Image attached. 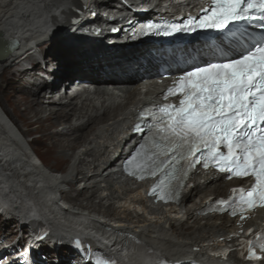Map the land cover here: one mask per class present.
Returning a JSON list of instances; mask_svg holds the SVG:
<instances>
[{
  "label": "bare ground",
  "instance_id": "bare-ground-1",
  "mask_svg": "<svg viewBox=\"0 0 264 264\" xmlns=\"http://www.w3.org/2000/svg\"><path fill=\"white\" fill-rule=\"evenodd\" d=\"M135 6L144 14L139 15ZM184 6L188 8L189 2ZM183 7L176 0H0L4 54L0 55V190L9 194L0 201L6 205L8 199L24 198L38 219L29 224L19 219L16 226L8 207L0 204L3 223L11 221L20 233L26 226L30 231L26 258L18 256L22 242L12 247L16 241L11 240L0 247V264H82L83 257L70 245L71 236L66 239L73 229L83 236L94 232L95 237L84 236L82 242L107 260L116 256L129 264H148L158 256L182 263L206 260L238 228L237 221L226 216L198 214L208 197L227 193L231 182L222 178L200 185L195 177L182 202L164 211L143 197L140 184L133 186L111 172L110 147L126 132L132 111L158 93L154 81L144 92L136 88L140 77L150 74L155 79L157 62L166 55L156 44L124 42L126 33L117 28L119 17L169 18ZM79 11L78 21L69 24ZM48 18L59 23L44 35ZM17 64L21 69L9 72ZM92 84L100 99L97 104L85 97ZM106 86L119 89L121 100ZM33 134L37 135L29 138ZM76 186L82 199L72 197L73 211L58 218L61 212L52 198ZM103 200L109 202L105 207ZM114 203L121 204L118 212ZM100 217L115 221L119 229L96 222ZM46 219L52 222L50 234L60 238L43 231L40 220ZM89 224L93 229H85ZM46 243L51 252L44 258ZM129 243L139 246L140 254L131 255Z\"/></svg>",
  "mask_w": 264,
  "mask_h": 264
},
{
  "label": "snow or ice",
  "instance_id": "snow-or-ice-1",
  "mask_svg": "<svg viewBox=\"0 0 264 264\" xmlns=\"http://www.w3.org/2000/svg\"><path fill=\"white\" fill-rule=\"evenodd\" d=\"M238 24L261 32L241 33L233 29ZM197 30H214L222 45L226 41L234 46L231 51H239L184 70L165 94L178 96V104L157 106L156 114L141 109V118L152 121L145 134V140L151 135L152 147L138 155L146 147L142 143L126 163L137 161L131 175L155 178L149 194L165 202L178 199L183 177L198 164L208 168L211 162L229 179L252 177L249 188L233 189L231 200L220 201L235 215L237 209L264 205V0H210L200 15L163 26L164 34ZM140 31L160 32L161 26L148 24ZM248 244L243 255L260 260L256 246ZM99 264L115 262L105 259Z\"/></svg>",
  "mask_w": 264,
  "mask_h": 264
},
{
  "label": "rangeland",
  "instance_id": "rangeland-1",
  "mask_svg": "<svg viewBox=\"0 0 264 264\" xmlns=\"http://www.w3.org/2000/svg\"><path fill=\"white\" fill-rule=\"evenodd\" d=\"M56 20V19H55ZM54 20V21H55ZM48 21H49V18H48ZM58 23H59V20L57 19L55 22H47L46 24H45V27L43 28V34L44 35H47L49 32H52V31H54V30H52V29H54L55 27H56V25H58ZM48 24V25H47ZM47 28V29H46ZM24 65V64H23ZM21 66H22V64H17L15 67H11V69L9 70V72H11L12 70H20L21 69ZM24 81V80H23ZM5 86H6V84H3V88H5ZM36 89V88H35ZM37 134H33V135H31L29 138H31V137H33V136H36ZM76 152V151H75ZM77 153H78V150H77ZM69 158V157H68ZM3 162H4V160H3ZM3 164V163H2ZM78 186V188L81 186L80 184L79 185H77ZM77 186L76 187H73L72 189H64V191L63 190H60L58 193H57V195H56V198H55V195H54V197L52 198L53 200L55 199V203H56V210L57 211H60L61 213H58V218H65V215L68 213V212H71V211H73V205H71V204H73V203H76V201L75 200H73L72 201V197L73 198H77V200H81L82 199V196H79L78 195V192H77ZM77 189V190H76ZM71 195V196H70ZM77 195H78V197H77ZM94 201H97V199H95ZM46 202V201H45ZM0 204L1 205H3L6 209H7V206H5L4 204H2V202L0 201ZM43 204H46V203H44L43 201H42V203H41V205L42 206H44ZM102 204L104 205V207L105 206H107L108 204H109V202L108 201H106V200H103V202H102ZM121 206V204H119L118 205V203H114V207L115 208H117L116 210H117V212L119 211V207ZM9 209V208H8ZM103 209H105V208H103V207H101L100 208V212L102 211L103 212ZM56 211V212H57ZM10 212V213H9ZM9 212H8V214H9V216H11V218H14L15 220H16V223L19 221V219L20 220H23V221H30V222H27L28 224L29 223H31V221L32 222H34L35 221V219H34V217H19V216H16L15 214H14V212L11 210V209H9ZM48 212L49 213H55V211H49L48 210ZM11 214V215H10ZM2 216L0 215V239H2V241H1V243H0V247L3 245V244H5V243H7V242H9V241H13V240H15L16 241V244L15 245H13L12 247H15V246H18L21 242H22V247H24L26 244H27V242H28V240H29V236H30V231H29V229H28V227L26 226V229L27 230H23L22 231V233H20L18 230H17V228L18 227H15L14 228V226H11V224H12V222L11 221H7L8 222V224L6 223H3V220H2ZM22 218V219H21ZM26 218V219H25ZM33 218V219H32ZM95 221L96 222H99V223H101V222H104V223H106V224H104V225H107V222H109L108 224H109V226H111L113 229H119V227H117V226H120V225H117V223L114 221L113 222V220L112 221H110V220H108V221H105L102 217H100L99 219H95ZM35 222H37V221H35ZM15 224V223H14ZM18 225V223L16 224V226ZM93 224H89V225H87V227H85V229H88V230H91V229H93V226H92ZM91 227V228H90ZM95 229V228H94ZM113 230H111V231H109V232H112ZM91 233H92V231H90ZM89 232V233H90ZM107 233H108V235L110 234L108 231H106ZM51 232H49V233H47V234H50ZM22 234V236H20ZM59 234V233H58ZM51 236H58V235H53V234H50ZM103 235H105V234H103ZM87 236H92L91 234L90 235H87ZM97 236H99L98 234H97ZM111 236V235H110ZM59 237V236H58ZM60 238V237H59ZM70 237H66V239H69ZM99 238H103V237H99ZM7 239V240H6ZM18 241V242H17ZM130 245V250H129V253L132 255V254H134V255H136L137 253L138 254H140L139 252H137L136 253V251H137V249L138 248H140L139 246H137V245H132L131 243H129ZM46 245V250H44V252H42V256L44 257V258H47V254H48V252H51V247H50V249H48V244L46 243L45 244ZM21 247V248H22ZM3 249H4V247H2ZM119 251H121V250H119ZM131 251H135V252H131ZM125 252H127V251H125ZM124 252V253H125ZM3 254H5V252L3 253ZM121 254V253H120ZM130 254H126L125 253V257L126 256H130ZM124 255V254H123ZM48 259H51V257H48Z\"/></svg>",
  "mask_w": 264,
  "mask_h": 264
},
{
  "label": "water",
  "instance_id": "water-1",
  "mask_svg": "<svg viewBox=\"0 0 264 264\" xmlns=\"http://www.w3.org/2000/svg\"><path fill=\"white\" fill-rule=\"evenodd\" d=\"M2 187V186H1ZM0 193H2V195L4 196V197H6L7 195H9L7 192H5V193H3L1 190H0ZM22 200H16V199H13V200H11V199H8L9 200V202H7L8 204H10V205H12L13 207H14V209L16 210V211H19L18 212V214H20V215H22V213L23 214H27V215H29V214H34V215H36V213H34V212H36V209L34 208V207H32L31 206V202H29L28 203V205H25L24 204V201H25V199L24 198H21ZM24 200V201H23ZM36 208H38L37 206H36ZM31 210V211H30ZM22 212V213H21ZM47 221V223L49 224V226H50V224L52 223L51 222V220H48V219H46ZM43 221H45V220H43ZM56 222V221H55ZM56 226H58V229H60L61 228V223H56ZM82 232L78 229V230H75V229H73V230H70L69 231V233H68V235L69 236H76V235H82L81 234Z\"/></svg>",
  "mask_w": 264,
  "mask_h": 264
}]
</instances>
